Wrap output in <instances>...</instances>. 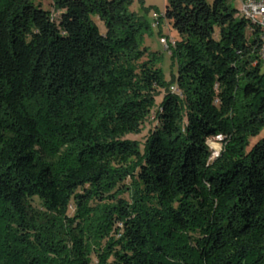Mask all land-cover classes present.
<instances>
[{"label": "trees", "instance_id": "1", "mask_svg": "<svg viewBox=\"0 0 264 264\" xmlns=\"http://www.w3.org/2000/svg\"><path fill=\"white\" fill-rule=\"evenodd\" d=\"M134 1L0 0V264H264L261 31L165 0L167 84Z\"/></svg>", "mask_w": 264, "mask_h": 264}, {"label": "rangeland", "instance_id": "2", "mask_svg": "<svg viewBox=\"0 0 264 264\" xmlns=\"http://www.w3.org/2000/svg\"><path fill=\"white\" fill-rule=\"evenodd\" d=\"M35 4L40 3L44 10H50L48 5L49 0H33ZM232 6L239 11V4L237 1H231ZM165 8V0H135L134 3L129 7L131 13L141 17L146 25L149 27V31L143 36L142 45L146 47L150 52L158 54L157 67L159 68L163 80L167 84H171L172 77L177 70V61L169 57V54L164 50V47L159 43L160 37H166L174 41L176 36L172 26L168 24L167 20L163 17V11ZM157 21V22H156ZM100 30H103L102 26H99ZM261 72L264 74V60L260 64ZM160 97L156 99L158 103ZM153 127L152 119L149 118L142 126L139 135L127 136L126 139L134 140L142 144L148 135V131ZM264 137V127L260 131L259 135L250 138L249 146H252L257 141ZM206 144L211 152L212 158L219 153L221 145L213 140L208 139ZM213 147L216 151L213 150ZM216 152V153H215ZM215 154V155H213Z\"/></svg>", "mask_w": 264, "mask_h": 264}, {"label": "built area", "instance_id": "3", "mask_svg": "<svg viewBox=\"0 0 264 264\" xmlns=\"http://www.w3.org/2000/svg\"><path fill=\"white\" fill-rule=\"evenodd\" d=\"M239 14L260 29L263 43L259 51V56L260 59L263 61L264 60V0H241L239 5ZM159 43L164 47V50H166L168 54H169V47H174V41H172L171 39L161 38L159 40ZM170 91L172 93H177L175 87L170 88ZM213 140H215L218 144L220 138L216 137ZM216 156L217 155H215L214 157Z\"/></svg>", "mask_w": 264, "mask_h": 264}, {"label": "crops", "instance_id": "4", "mask_svg": "<svg viewBox=\"0 0 264 264\" xmlns=\"http://www.w3.org/2000/svg\"><path fill=\"white\" fill-rule=\"evenodd\" d=\"M234 1H237V2H238V4L240 5V1H241V0H234Z\"/></svg>", "mask_w": 264, "mask_h": 264}, {"label": "bare ground", "instance_id": "5", "mask_svg": "<svg viewBox=\"0 0 264 264\" xmlns=\"http://www.w3.org/2000/svg\"><path fill=\"white\" fill-rule=\"evenodd\" d=\"M215 148H216V147H215ZM215 148L213 147V150H214V151H216V149H215ZM215 153H216V152H215Z\"/></svg>", "mask_w": 264, "mask_h": 264}]
</instances>
